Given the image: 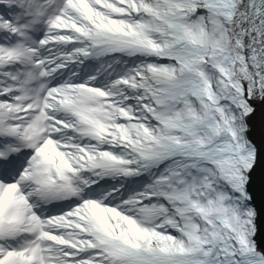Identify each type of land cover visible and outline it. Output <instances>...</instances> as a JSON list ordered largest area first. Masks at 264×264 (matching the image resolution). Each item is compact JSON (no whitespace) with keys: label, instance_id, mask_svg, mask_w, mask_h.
Instances as JSON below:
<instances>
[{"label":"snow or ice","instance_id":"obj_1","mask_svg":"<svg viewBox=\"0 0 264 264\" xmlns=\"http://www.w3.org/2000/svg\"><path fill=\"white\" fill-rule=\"evenodd\" d=\"M0 264H264V0H0Z\"/></svg>","mask_w":264,"mask_h":264}]
</instances>
